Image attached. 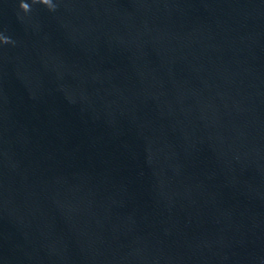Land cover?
Here are the masks:
<instances>
[{"label": "water", "instance_id": "obj_1", "mask_svg": "<svg viewBox=\"0 0 264 264\" xmlns=\"http://www.w3.org/2000/svg\"><path fill=\"white\" fill-rule=\"evenodd\" d=\"M24 2L0 264H264V0Z\"/></svg>", "mask_w": 264, "mask_h": 264}, {"label": "clouds", "instance_id": "obj_2", "mask_svg": "<svg viewBox=\"0 0 264 264\" xmlns=\"http://www.w3.org/2000/svg\"><path fill=\"white\" fill-rule=\"evenodd\" d=\"M32 2L47 5L50 8L52 7L51 0H32ZM20 7L23 9L24 12L30 11V5L24 2V0H21ZM4 42H7V40H5Z\"/></svg>", "mask_w": 264, "mask_h": 264}]
</instances>
